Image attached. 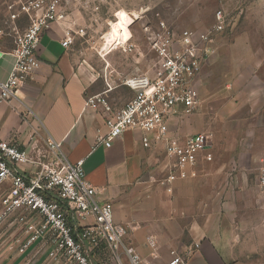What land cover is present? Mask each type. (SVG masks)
<instances>
[{"label": "crops", "instance_id": "0c3cea01", "mask_svg": "<svg viewBox=\"0 0 264 264\" xmlns=\"http://www.w3.org/2000/svg\"><path fill=\"white\" fill-rule=\"evenodd\" d=\"M97 1L107 2L81 0L87 15L97 14ZM71 11L64 23L52 24L41 34L39 68L10 102L0 104V139L37 161L51 138L60 143L70 164L83 161L84 178L98 190L96 200L112 205L113 222L126 229L124 242L150 264L165 263L171 250L184 254L185 264H264V190L257 181L264 168V105L257 109L249 102L245 137L239 136L242 128L230 130L232 111H224L227 121L209 128L203 113L188 116L178 109L169 120V132L178 143L208 130L212 137L192 169L196 176L174 181L168 193L158 184L169 173L161 144L145 148L139 131H127L110 148L96 145V131L105 132L107 115L86 108L85 99L104 93L111 112H116L134 94L108 71V61L95 70L78 60L73 43L61 45L66 30L75 33L79 24L78 10ZM128 40L131 44L132 38ZM13 48L9 43L0 46V84L15 63ZM143 73L136 69L131 75ZM14 170L30 183L40 166L18 163ZM8 187L0 184V208ZM40 222L36 214L18 211L0 226L3 264H66L49 257L50 235L34 239L23 253L17 251L34 237ZM148 237L156 240V258L146 246ZM194 244L198 249L186 254ZM9 246L14 249L9 251ZM84 251L93 264H115L104 243L96 248L85 244ZM121 259L127 264L125 256Z\"/></svg>", "mask_w": 264, "mask_h": 264}, {"label": "built area", "instance_id": "2783aa9c", "mask_svg": "<svg viewBox=\"0 0 264 264\" xmlns=\"http://www.w3.org/2000/svg\"><path fill=\"white\" fill-rule=\"evenodd\" d=\"M18 11L29 16L30 23L15 36L11 52L15 63L7 80L0 84V104L10 102L39 68L37 48L41 34L52 24L61 25L66 19L64 0H31L20 4ZM227 22L228 18L218 10L214 13L213 25L201 32L190 29L176 32L163 22L156 30L146 27L145 38L155 58L151 73L119 81L133 92L132 99L116 112H111L104 93L85 99L86 108L101 109L107 115L105 132L96 131V145L110 148L124 132L139 131L145 148L152 142L163 146L169 173L158 180V184L168 193L174 181L196 176L192 169L198 155L209 146L210 138L203 134L191 135L178 143L169 132V120L178 109L190 114L198 105L195 80L212 53L213 39L227 29ZM73 35L70 29L66 30L61 43L64 48L73 43ZM135 49L134 44L127 45L128 52ZM46 148L45 154H39L40 160L32 161L15 145L0 139V184L8 183L9 186L1 200L0 226L18 211L36 214L41 221L34 237L17 247V251L23 253L34 239L50 235L53 250L49 257L55 261L93 264L84 245L96 248L104 243L115 264H124L122 255L127 264H150L124 242L126 229L113 222L112 205L96 200L98 190L84 178L83 161L70 164L60 143L51 138L46 141ZM18 163H38L40 170L36 178L28 183L24 176L15 172L14 166ZM257 181L264 190V168L259 170ZM68 216H72L74 223ZM145 243L152 258H156V240L148 237ZM198 247L194 244L186 254ZM13 249V246L8 247L9 251ZM0 264H3L1 254ZM163 264H185V255L171 250L169 259Z\"/></svg>", "mask_w": 264, "mask_h": 264}, {"label": "rangeland", "instance_id": "374dc122", "mask_svg": "<svg viewBox=\"0 0 264 264\" xmlns=\"http://www.w3.org/2000/svg\"><path fill=\"white\" fill-rule=\"evenodd\" d=\"M28 1L31 0H0V46L5 43L14 46L16 34L28 27L29 16L18 11L19 5ZM116 2H99L96 5L99 10L94 11L97 13L94 16L87 15V7L81 0H64V9L70 16L72 9L78 10L79 24H75V33L72 31L76 35L73 49L78 60L88 62L95 70L102 69L108 61V71L119 81L136 69L151 73L155 58L145 38L146 27L156 30L163 22L176 32L185 29L201 32L213 25L216 11L223 12L228 18L227 29L213 39L212 53L194 83L200 96L198 105L187 115L203 113L204 125L210 128V125H216V121L219 124L227 121L229 115L224 111H232L230 130L242 128L239 136H247L244 130L249 127L246 120L249 102L257 109L264 105V0ZM91 7L94 10L95 6ZM120 11L126 12L133 23L130 26L122 25L113 45L103 52L102 38ZM129 38H132L131 44L136 46L133 52L127 51ZM206 135L212 137L209 130Z\"/></svg>", "mask_w": 264, "mask_h": 264}, {"label": "bare ground", "instance_id": "6f19581e", "mask_svg": "<svg viewBox=\"0 0 264 264\" xmlns=\"http://www.w3.org/2000/svg\"><path fill=\"white\" fill-rule=\"evenodd\" d=\"M133 23L132 18H129L126 12L120 11L117 15L116 21L110 23V28L107 33L103 36V44L101 49L103 52H107L109 48L113 45L114 39L119 36L121 26H130Z\"/></svg>", "mask_w": 264, "mask_h": 264}]
</instances>
